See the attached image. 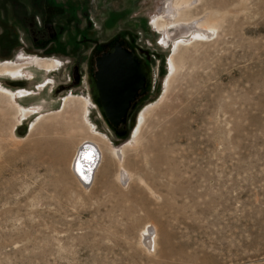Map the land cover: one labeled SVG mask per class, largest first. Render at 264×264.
Listing matches in <instances>:
<instances>
[{
    "label": "rangeland",
    "instance_id": "obj_1",
    "mask_svg": "<svg viewBox=\"0 0 264 264\" xmlns=\"http://www.w3.org/2000/svg\"><path fill=\"white\" fill-rule=\"evenodd\" d=\"M165 2L0 0V66L23 64L15 78L0 72V264H264V0L197 1L196 12L224 18L213 41L183 42L168 88L173 44L154 23ZM118 40L151 76L114 127L90 74L93 54ZM33 60L61 64L29 85ZM4 86L30 112L38 100L28 97L48 95L37 128L40 115L21 119ZM69 98L84 101L82 112L72 117L73 102L55 114ZM92 135L107 173L84 187L70 161ZM103 139L136 141L128 183ZM151 223L149 249L140 235Z\"/></svg>",
    "mask_w": 264,
    "mask_h": 264
},
{
    "label": "bare ground",
    "instance_id": "obj_2",
    "mask_svg": "<svg viewBox=\"0 0 264 264\" xmlns=\"http://www.w3.org/2000/svg\"><path fill=\"white\" fill-rule=\"evenodd\" d=\"M197 1L199 0H166L163 11L161 12V16L158 19H155L154 21L157 30H159L160 33L164 35V43L173 44V52L168 59L170 75L165 80L166 88L170 87L169 85L171 84L175 73L184 61L183 55L179 53L180 49L187 48V46L182 45L183 42H186L187 40L191 39L194 40L193 44L208 43L210 41H213L217 37V30L220 28L221 21L224 18V15H220L218 17L215 16V13L211 10H206L200 13L196 12L195 4ZM50 61L52 60H49L48 63H45L46 67H43L42 64H39L38 61L35 60L27 62L25 65L26 67H33V69L27 68L25 70V75L29 79V83L27 82V84L30 85V82H33L40 75H42L40 71H43L47 68L50 69L54 66H57V64H61L58 60H56L57 63L55 62V60L53 62ZM0 65L2 64L0 63ZM22 65L23 64L3 65L0 66V72H3V77L15 78L22 71ZM76 75L78 77V74ZM17 83H21V81ZM27 87L18 88V99H21L19 101H23V98H25L24 95L27 91H29V88ZM5 88L6 87L4 86L5 91L3 92H5V94L8 95L9 98H11L10 100L13 102L16 111L21 119L27 118V116L33 113L34 111L37 113L35 115H40L38 117L39 120L36 125V128L48 116V114H43L42 110L54 104L53 102L48 100L47 94V97L44 96L41 98L28 97V99L33 98L38 100V102L30 104V106H32L33 108L31 110L32 112H30L29 109H24L20 107L16 103L17 96L12 99L11 95ZM73 102L78 103L80 107L79 109H77V111L73 110L72 117H74L75 114L81 113L85 106L84 101L80 98H69L63 104L62 112H56L55 114L65 112L70 107V104ZM138 132L139 129L138 131L136 130L135 133ZM99 141L100 140L97 139L96 136H93L89 140H83L79 145V149H82L79 150L80 152H78L77 147L74 154L76 155V153L78 152V155L76 158L71 159L70 161L71 172L73 173L77 181L81 183L84 187L93 183L98 173H107L106 167L108 164V160L105 156V153L103 152V147L98 144ZM102 142L104 147L107 146L109 148V152L118 164V171L116 175L118 182L124 185L131 181L133 178V174L127 167L126 155L129 150L136 149V141L130 139L128 141V144L125 143L123 145V142H120L117 146L112 145V143L104 139ZM142 229L143 230L140 235V242L142 246L144 245L145 247L150 249L151 246L156 245V227L151 223L149 225H146Z\"/></svg>",
    "mask_w": 264,
    "mask_h": 264
},
{
    "label": "water",
    "instance_id": "obj_3",
    "mask_svg": "<svg viewBox=\"0 0 264 264\" xmlns=\"http://www.w3.org/2000/svg\"><path fill=\"white\" fill-rule=\"evenodd\" d=\"M150 76L146 62L124 41H116L95 58L90 86L109 125L119 127L125 122L133 104L148 91Z\"/></svg>",
    "mask_w": 264,
    "mask_h": 264
},
{
    "label": "flooded vegetation",
    "instance_id": "obj_4",
    "mask_svg": "<svg viewBox=\"0 0 264 264\" xmlns=\"http://www.w3.org/2000/svg\"><path fill=\"white\" fill-rule=\"evenodd\" d=\"M111 45H112V44H110V45H108V46H105V47H102L101 50H99L98 52H96V55H95V56H94V54H93L92 57L95 59V58H96L98 55H100L102 52L108 50V49L110 48Z\"/></svg>",
    "mask_w": 264,
    "mask_h": 264
},
{
    "label": "trees",
    "instance_id": "obj_5",
    "mask_svg": "<svg viewBox=\"0 0 264 264\" xmlns=\"http://www.w3.org/2000/svg\"><path fill=\"white\" fill-rule=\"evenodd\" d=\"M21 12H22V14H23V13H24V14L26 13V11H24V10H22Z\"/></svg>",
    "mask_w": 264,
    "mask_h": 264
}]
</instances>
